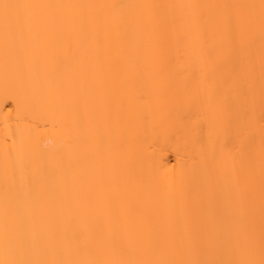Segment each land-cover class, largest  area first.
Returning a JSON list of instances; mask_svg holds the SVG:
<instances>
[{
	"label": "bare ground",
	"instance_id": "6f19581e",
	"mask_svg": "<svg viewBox=\"0 0 264 264\" xmlns=\"http://www.w3.org/2000/svg\"><path fill=\"white\" fill-rule=\"evenodd\" d=\"M4 3L0 262H258L262 0Z\"/></svg>",
	"mask_w": 264,
	"mask_h": 264
},
{
	"label": "snow or ice",
	"instance_id": "6c2138e0",
	"mask_svg": "<svg viewBox=\"0 0 264 264\" xmlns=\"http://www.w3.org/2000/svg\"><path fill=\"white\" fill-rule=\"evenodd\" d=\"M13 7H19V5H11V4H0V8H3L5 10V20L8 19V9ZM262 7H264V0H262ZM0 264H7V262H0ZM42 264H67V262L63 261H51V262H42ZM192 264H195V262H192ZM239 264H264V253H262V258L257 262L254 260H245L240 261Z\"/></svg>",
	"mask_w": 264,
	"mask_h": 264
}]
</instances>
